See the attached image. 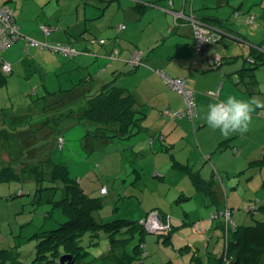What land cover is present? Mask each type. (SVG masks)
Wrapping results in <instances>:
<instances>
[{"label": "crops", "instance_id": "obj_1", "mask_svg": "<svg viewBox=\"0 0 264 264\" xmlns=\"http://www.w3.org/2000/svg\"><path fill=\"white\" fill-rule=\"evenodd\" d=\"M126 1L127 4L121 3L119 0H0V7L7 6L12 11L14 24L20 34L24 38L28 37L43 45L42 49L26 46L25 40L19 39L10 47L0 49V131L8 130L9 125L17 124V122L11 121V118L8 122L6 119L3 120L1 115L3 110L24 114L25 111L33 109L35 96L43 97L47 94L73 89L76 96H73L71 100H75L81 96L94 94L108 83L113 82L117 85V78L118 87L131 94L143 111L144 119L152 115L156 118L167 117L166 120H170L171 112L176 114L184 111L179 112L183 110V105L178 102L180 95L175 94L167 87L161 77V75H165L185 80V86L193 91L195 115L191 119L188 116L178 119L172 115V120L169 122L172 127H168L169 133L164 134L162 139L165 141L170 138L169 144L172 147L174 142L171 141V136L179 132L180 140L185 141L186 147H188L192 136L189 135V132L192 127L194 130L195 125L199 124L197 134L204 133L206 128L211 129L207 124L206 115L208 105L214 102V98L212 99L208 92H218L217 100L220 101L225 100L227 96L251 99L264 94V89H260L264 86L254 79L247 82L246 76L250 73L243 71L247 68L245 63H249L245 58L247 59L251 49H258L264 54V40H260L259 43H250L245 33L247 28L253 30L261 28L260 25L254 24V21L253 24L248 23L250 16H253L255 20L254 15L238 13L236 11L240 8H231L233 11L235 10V13H238V16H233V21L229 22V25H224L230 19H226L227 21L222 19L215 9L227 6L229 0H214L215 7L211 9L206 6L205 0H200L202 2L199 0ZM169 2L172 3L174 12H183L185 15L192 13L196 19L222 33L219 39H228L234 42V45L238 44L242 53L227 56L229 48L221 47L219 49L218 44H215L222 43L223 40H219L207 49L211 50L212 54L215 53L213 57L219 59L216 66L207 68L204 63H199L191 29L182 20H175L168 6ZM199 2L200 6L198 7ZM261 13L264 16V11ZM120 15L123 16V21H119ZM157 21L163 24L162 30L158 32L160 36L151 35L154 40H151L145 49L139 47L140 44L135 38L142 36L145 30ZM42 28H47L50 33L45 34ZM121 31L127 33H121ZM108 38H111V41ZM58 44L68 46L73 50V54L64 55L54 52L52 48ZM236 47L231 50L232 54L237 49ZM135 54L139 56L138 62L134 61ZM2 64H8L10 72L1 71ZM263 66L264 63L260 67ZM109 70H111L110 74ZM34 75L37 76V81L32 83L31 79ZM41 97L38 96V99ZM39 107L38 104L34 109ZM255 109H264V102H260V106ZM152 111L155 113L154 115L151 114ZM262 113L264 114L261 111ZM253 117L264 121V115L258 116L257 112L256 115L253 114ZM5 122L9 124H5ZM71 125H75V120H72ZM159 131L163 132V130ZM173 131L177 132L173 133ZM211 131L214 130L211 129ZM7 133V135H0V160H4V162L16 161L23 156V151L11 150V144L24 140L29 142V140L28 138L22 139L24 134L19 135L16 131L8 130ZM45 133L39 134V138ZM46 134L49 135L50 132L48 131ZM167 135H169L168 138ZM26 136H30V133H25ZM232 138L225 137L223 139L222 136L217 135L213 141L209 142L208 146L193 145L188 154L187 163L177 162L171 156L172 160H175L173 163L175 166L191 172L197 170L195 177L204 183H210V192L214 191L219 199L215 201L213 192V198L209 192H205L207 206L218 207L221 205V208L224 206L221 198L222 188L220 186L222 185L216 180V176L219 174L216 171V165L217 160L226 154L227 150L223 149L227 147L232 148L234 159L239 157L236 146V144L239 145V142L237 138ZM216 142L219 144L214 151L222 148L224 152L221 156H216L217 160L214 161V152L210 148L217 144ZM150 144L148 149H155L154 141L151 140ZM208 152L212 153V156ZM257 156V154L251 153L244 158L250 167L256 166L257 163L264 165V149L260 160H257ZM208 170H211L210 179L206 177ZM226 174L229 172L226 171ZM226 184H229V181ZM198 190L200 189L198 188ZM227 205L225 203V210ZM219 209L217 208L218 211ZM216 214L218 213L216 212ZM212 215L215 216L212 217L214 219L217 216H222V213ZM220 224L221 222L213 230L214 234L212 235L216 241L212 250L208 251V253L211 252V255L207 257V263L212 255L219 254L221 245L218 244V234L216 233ZM197 231L207 234L206 230ZM169 239L170 236L166 243H169ZM199 263L202 264L201 261Z\"/></svg>", "mask_w": 264, "mask_h": 264}, {"label": "rangeland", "instance_id": "obj_2", "mask_svg": "<svg viewBox=\"0 0 264 264\" xmlns=\"http://www.w3.org/2000/svg\"><path fill=\"white\" fill-rule=\"evenodd\" d=\"M119 1L127 4L126 0ZM229 1L228 7L215 9L222 19H230L224 25H229V22L233 21L232 17H235V10L233 11L231 8H240L236 12L254 15V24L261 27L259 30L245 29L247 39L250 43H259L260 40H264V16L261 13L264 11V0ZM200 2L197 5L198 7ZM204 2L209 9L215 7L214 0H205ZM119 21H123L122 15L119 16ZM162 26L163 24L157 21L146 29L142 36L135 38L140 44L139 47L145 49L151 40H154L151 35L160 36L158 32L162 30ZM121 33L126 34L127 32L121 31ZM121 33H119L120 36H122ZM108 39L111 41V38ZM219 40H223L222 43H214L218 44L219 49L221 47L229 48L227 56L242 53L238 44L234 45L235 43L228 39H218L217 41ZM235 46H237V49L232 54L231 50ZM155 53L157 54V51ZM212 53L211 50L207 49L202 53L196 52L199 58L198 62L204 63L208 68V58L215 55V53ZM245 65H247V68L253 67L249 63H245ZM108 73L110 74L111 70ZM251 79L264 86V66L254 70L253 78L246 76L247 82ZM31 81L32 83L36 82L37 76L34 75ZM116 83L119 86L118 78ZM173 91L175 94L180 95L179 92ZM38 96L34 97L35 101L38 100ZM180 98H182L181 95L178 102L183 105V110L179 112H183L186 107L183 98ZM255 98L259 102H264V94ZM212 99L213 103L220 101L215 97H212ZM261 111L264 112V109H255L253 114L256 115L257 112L258 116L264 115L261 114ZM52 114L56 117V114ZM151 114L154 115L155 113L152 111ZM170 114L169 118L172 120L174 113L171 112ZM33 115L26 117V119H29L28 125L34 124L38 120H44L43 114ZM68 118L65 115L60 117L58 128L56 127L58 133L63 132L61 147L56 143V140L54 142L53 138L49 139L50 134L48 136L46 133L42 134L40 137H45L40 139L39 135L36 134L30 136L31 143L36 142L34 148L38 149V157H41L42 160L51 158L55 163L65 164L70 177L79 183V186L89 197L102 200L103 206L99 212L102 218H106L105 221H114L117 218L139 223L141 220L146 219L143 227L146 234L141 249L143 251L142 264H197L194 258L199 259L202 264H207V257L211 255V252L208 253V251L212 250L211 248L216 241L212 235L214 234L213 230L216 225L226 219L225 216H217L212 219V214H216V212L218 214L224 213L226 203V205L228 204L227 209L233 214L231 219L234 222L250 225L254 222L246 213L247 207L264 203V165L257 163L256 166L250 167L244 158L253 153L257 154V160H260V155L264 149V121L261 119L253 117L247 133L243 135L236 133L228 136L233 137L232 139L237 138L239 142V145L236 144L239 151V157H236V159L233 158L232 148L223 149L227 150L224 155H222L224 152L222 148L214 151L219 144L218 142L210 148L214 152V161L222 155L217 160L216 165V171L219 173H217L216 180L222 185L220 186L222 188L221 198L224 206L221 208V205L218 207L206 205L208 201L205 198V191L198 190L195 183L197 179L193 178L197 170L191 172L173 164L175 160L187 163V157L193 145L208 146L209 142L213 141L217 135L225 139L223 135H220L218 129L211 131V129L206 128L207 130L204 133L197 134L199 124H196L195 129L193 130L192 127V132H189V135L192 136L188 147H186L187 143L185 141L180 140V133L173 131V133H177L171 136V141L174 142L171 147L169 144L170 138L165 141L162 139L164 134L169 133L168 127H172L169 123L170 120H166L167 117H160V119L150 115L142 121L145 130L125 141L115 138L105 141L90 137L86 133V129L91 130L89 127L78 124L77 121L72 126V119ZM186 120H188L187 117ZM64 124H66L65 130H63ZM9 127L16 126L9 125ZM18 127L24 129V125H18ZM28 129H31V127L28 126ZM159 130H163V132L161 133ZM166 137L168 138L169 135ZM151 140L155 144V149L152 150L148 149L151 146ZM24 147V145L17 142L11 144V150L13 151L24 152ZM42 149H45V154ZM24 154L26 155V151ZM24 154L22 157H24ZM210 155L212 156V153ZM171 156L175 160H172ZM20 160V158L13 162L0 160V172L3 171V168L11 166L15 169V172L20 173L24 167L21 165L20 162L22 161ZM226 171L229 174H226ZM210 172L211 170H208L206 174L208 179L211 177ZM227 181H229V184H226ZM46 187L49 186L46 185ZM102 187L107 188V195L101 196L99 194ZM20 190L23 192L22 195L18 194ZM33 196L34 181L29 174H25L21 181L6 180L0 183V249L7 247L18 250L19 254H23V261L30 260L33 255L36 245V240L32 238L33 235L40 231L55 229L65 221L60 210L54 209L51 204L46 203L47 199H52L51 190L41 192L42 202L38 205L31 204ZM55 199H57V194ZM217 208H220L219 211ZM48 212H51V216L44 219L43 215ZM109 217L110 219L107 220ZM146 226H149V229H146ZM125 227H121L120 230H127ZM197 230H206L207 234L200 233ZM148 231L155 235L149 234ZM124 234L127 236L130 233L126 231ZM132 234H135V236L128 242L130 252H133V245L139 242V237H141L139 234ZM107 236L108 234L104 232L99 233L96 240L97 244L88 248L90 257L87 259L88 261L100 258L107 253ZM169 236V243H166L164 238L167 240ZM82 245L83 247L87 246L84 241H82ZM136 256L140 257V253ZM93 264L111 263L98 261Z\"/></svg>", "mask_w": 264, "mask_h": 264}, {"label": "trees", "instance_id": "obj_3", "mask_svg": "<svg viewBox=\"0 0 264 264\" xmlns=\"http://www.w3.org/2000/svg\"><path fill=\"white\" fill-rule=\"evenodd\" d=\"M245 60L249 61V65L253 67L243 69V71L249 72L248 76L253 78L254 70L264 63V54L253 48ZM73 96H76L74 89L47 94L34 101L33 109L25 111L24 114L1 111L3 120L6 119L8 122L11 118V121L17 122L13 125L16 127H9L8 130H16L19 135L24 134L22 139L28 138L29 142L26 140L20 142L25 146L24 152L26 151V155L23 152L24 157L20 158L22 161L20 163L24 166L23 170L17 173L11 166L3 168L0 172V183L6 180L21 181L25 174L31 175L34 181V196L31 204H40L42 202L41 192L51 190L52 199H47L46 203L60 210L65 221L55 229L40 231L33 235L32 238L36 240V245L30 260L23 261V254H19L18 250L5 247L0 249V264H59L63 255H70L75 264H93L98 261L101 263L107 261L111 264H142L143 251L141 249L146 234L144 225L141 224L142 220L140 224L136 221L117 218L114 221H105L106 218H102L99 212L103 206L102 200L89 197L79 183L70 177L65 164L55 163L51 158L42 160L38 157V149L34 148L36 142L31 143L30 136L49 131V139L53 138L54 142L56 140L61 147L63 132L58 133L56 127L58 128L60 117L65 115L69 117L68 119L89 127L91 130L86 129V133L90 137L105 141L114 138L124 141L145 130L142 126L144 113L131 94L113 82L104 85L92 95L81 96L72 101ZM38 104L40 107L34 109ZM52 113L56 114V117ZM33 114H43L44 120L28 125L29 119L26 117ZM5 124L9 123L5 122ZM18 125H24V129ZM28 126L31 129H28ZM65 126L66 124L63 130ZM8 130L0 131V135H7ZM25 133H30V136L25 137ZM42 150L45 154V149ZM195 183L199 189L215 194L214 191L210 192V183H204L201 179H197ZM101 189L99 191L101 196L108 194L107 188L105 194L101 193ZM22 193V190L18 192L19 195ZM56 194L57 199H55ZM212 197H214L213 194ZM214 199L218 201L219 196L215 194ZM249 207L251 209H248ZM226 210L229 212L230 219L226 222L223 220L217 227L218 232L216 233L218 244L221 245L219 254L212 255L207 264H264V203L247 207L246 213L254 222L250 225L234 222L231 219L230 210ZM50 216L51 212H48L43 215V218L48 219ZM109 219L110 217L107 220ZM123 226H126L127 230H120ZM126 231L130 233L127 236L124 234ZM100 232L108 234L107 253L100 258L88 261L87 259L90 258L88 248L97 244L96 240ZM132 233L139 234L141 237H139V242L133 245V252H130L128 242L135 236ZM82 241L87 246L83 247ZM138 253L140 257L136 256ZM194 261L200 264L199 259L194 258Z\"/></svg>", "mask_w": 264, "mask_h": 264}, {"label": "built area", "instance_id": "obj_4", "mask_svg": "<svg viewBox=\"0 0 264 264\" xmlns=\"http://www.w3.org/2000/svg\"><path fill=\"white\" fill-rule=\"evenodd\" d=\"M170 10L172 11V14L175 18V20H182L187 25H189L191 32H192V38H193V45L198 53H202L208 49V47L216 42L220 35L217 33V31L213 28H211L209 25L205 24L204 22L196 19L192 13H189L188 15L184 14L183 12H174L172 3L169 2L168 4ZM238 16V13H235V17ZM254 21V17L250 16L248 19V23L251 24ZM43 32L45 34H49L50 31L47 28H42ZM24 39L26 46L36 47V48H42L43 45L39 44L36 41L30 40L28 38H24L20 32L18 31V28L14 24V17L13 13L7 6L0 7V49H6L7 47H10L12 44H14L17 40ZM54 52H58L64 55H72L73 50L69 48L68 46L58 44L55 47L52 48ZM135 62H138L139 56L135 54ZM217 57H210L208 58L207 62L210 67L214 68L216 64L218 63ZM1 71L4 73L10 72V67L8 64H2L1 65ZM163 78L165 84L180 93L181 97L184 100L186 109L183 113H176L174 114L175 118H181L183 116H189L191 119L195 115V101L193 96V91L185 86V80L182 78H171L169 76L161 75ZM208 95L211 97H218V92H208ZM106 190L105 188L101 189V193L105 194ZM248 209H251L250 207ZM222 216H225V222L230 219L229 212L226 210L224 213H222ZM215 217V216H212ZM146 219L142 220L141 223L144 225Z\"/></svg>", "mask_w": 264, "mask_h": 264}, {"label": "clouds", "instance_id": "obj_5", "mask_svg": "<svg viewBox=\"0 0 264 264\" xmlns=\"http://www.w3.org/2000/svg\"><path fill=\"white\" fill-rule=\"evenodd\" d=\"M260 106L257 98L250 100L228 96L208 105L206 121L213 130H219L221 135L228 137L232 134H245L249 131L255 107Z\"/></svg>", "mask_w": 264, "mask_h": 264}, {"label": "water", "instance_id": "obj_6", "mask_svg": "<svg viewBox=\"0 0 264 264\" xmlns=\"http://www.w3.org/2000/svg\"><path fill=\"white\" fill-rule=\"evenodd\" d=\"M217 33L221 36L222 33H220L219 31H217ZM146 229H149V226H146ZM149 234L151 235H155L152 234V232L148 231ZM59 264H75L74 260L72 259V257L70 255H63L60 260H59Z\"/></svg>", "mask_w": 264, "mask_h": 264}]
</instances>
